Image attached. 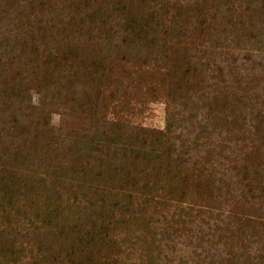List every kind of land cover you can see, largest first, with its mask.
Returning a JSON list of instances; mask_svg holds the SVG:
<instances>
[{
	"label": "rangeland",
	"instance_id": "rangeland-1",
	"mask_svg": "<svg viewBox=\"0 0 264 264\" xmlns=\"http://www.w3.org/2000/svg\"><path fill=\"white\" fill-rule=\"evenodd\" d=\"M24 1L19 0L11 9L7 6L11 0H0V44L6 49L9 47L6 39L12 44L16 37L23 34L27 24L31 30L38 25L43 16L41 11L54 18L53 14L59 13L64 19L70 5L69 0H50L52 3L49 0H28L45 2V6L36 8L26 16L21 14L17 19V10L14 8ZM155 1L162 6L159 12L164 26H159V29L172 26L175 27L174 34L170 33L169 37L166 35L168 38L165 39L169 43L159 48V56H153L154 60L149 57L134 60V69L142 67L144 70L148 67L156 70L161 66L160 69L164 70V54L167 52L173 57L172 54L178 50V54L189 59V64L182 69L188 74L181 78L161 74H146L139 78L136 75L129 76L120 65L109 71L108 65L110 75L108 80L105 79L107 86L102 84L106 90L96 109L88 103V100H94L95 87L89 86L90 82L81 84L79 80L74 85V91L68 95L70 100L59 101V105L50 109L51 112H45L49 125L44 130L49 132L47 135L42 132L44 136L39 140L38 148L49 145L48 150L43 149L47 150V154L42 157L51 164V169L43 170L50 173L55 169L57 172L41 175L44 186L37 185L33 193L40 202L47 194L52 197L54 204L73 206V209L77 206L83 210L85 201L82 199L90 196V185L114 183L115 179L123 182L126 171L135 170L136 165L142 166L141 161L125 158L124 150L119 149V146L115 149L106 141L103 142L104 137L117 136L118 128H113L111 123L120 120V132L133 134L141 128H166L168 118L173 114L174 125L170 137L177 152L182 153L184 162L180 168H173L169 173L163 170L153 180V183L157 182L155 187L158 190L154 198L156 194L165 198L162 200L164 204L158 207L154 208L153 204L143 206V217L152 221L150 226L146 227L139 220L113 234V238L125 236L136 242L135 249L126 252L128 256L121 254L126 259L124 264L146 260L148 254H158V264H231L232 261L233 264H264V140L260 142L257 130L253 127L255 114L259 112L264 128V50H257L251 42L239 46L227 42L229 48L226 50L214 48L209 37L201 34V22L205 17L201 8L213 5L214 2H210L212 0ZM6 9L8 13H4ZM23 10L30 11L27 7ZM177 11H182L179 18L173 17ZM73 34L86 45L93 32ZM46 41L42 44L38 37L37 44H42L43 49L53 48L55 42L52 38L48 37ZM1 51L0 62L9 72V58ZM18 54H14L17 60H25ZM217 67L221 68V72ZM29 71L31 74H28V78L32 81L27 82L32 87L31 103L36 104L40 94L35 90L40 88L39 85L42 86L41 92L47 88L50 91L53 85L49 80L50 75L43 70ZM61 71L63 75L67 73L63 68ZM56 78L51 77V81ZM171 80L178 83L176 86L179 89L168 85L173 83ZM164 82L166 85H163ZM172 88L176 89L174 94L170 92ZM113 90L117 91L115 96L112 95ZM49 91L48 101L50 95L54 94ZM168 93L173 96H166ZM173 97L175 101H172L175 99ZM105 103L107 105L104 108ZM95 111L98 114H94ZM197 123L207 124V140L204 137L197 138L200 130ZM50 131L53 133L51 136ZM36 132L33 131L34 135ZM88 139L94 140L92 144ZM205 141L207 147L214 148L213 166L218 167L219 163H223V166L211 169V165L205 164L202 173L207 175L214 170L212 176L215 180L211 188L203 186L197 190L195 164L198 169L199 161L204 165L201 157L205 155ZM96 143L100 144L97 146ZM95 145L99 150L93 149ZM1 149V153L7 152ZM232 165H235V169L231 168ZM242 167L243 171L240 170ZM113 168L117 169L115 173ZM57 175L60 177L55 180ZM198 181L201 182L199 178ZM132 194L135 195L134 192ZM134 201L142 204L143 200L135 197ZM124 213L121 208L114 215L118 219L123 218ZM29 215L32 217L29 213L22 218L14 217L13 214L0 216V229L5 230V236L8 234L16 240L12 248L16 254L0 252V264H44L38 261L37 242L33 239L37 240V234L55 233L56 228L52 224L44 227L33 217V226L41 228L30 226ZM175 220L179 223L175 224ZM12 231L14 233L10 234ZM153 231L156 233V242L150 236ZM143 238L146 243L142 242ZM49 244L52 250L58 251V243L54 238ZM124 247H128L127 243ZM105 254L104 251L101 253L102 256Z\"/></svg>",
	"mask_w": 264,
	"mask_h": 264
},
{
	"label": "trees",
	"instance_id": "trees-1",
	"mask_svg": "<svg viewBox=\"0 0 264 264\" xmlns=\"http://www.w3.org/2000/svg\"><path fill=\"white\" fill-rule=\"evenodd\" d=\"M18 1L11 0L7 4L8 8L12 9V6ZM69 1L71 3L69 2L68 12L64 14L66 20L61 18L59 13L53 14L54 18L41 11L43 16L33 30L27 24L23 34L16 37L12 44L8 43L9 39H6L8 41L6 45L9 46L7 49L3 47V44H0L1 53L9 58L10 69L7 72L0 62V148L7 151L0 152V216L13 214L14 217L22 218L29 213L44 227H50L52 224L56 228L55 233L52 231V233L43 235L37 234V240L33 239L37 242H35L36 254H38L37 258L41 263L124 264L126 259L121 254L128 256V251L135 249L136 242H132L125 236L113 238V234L139 220L146 227L150 226L152 221L143 217L144 211H141L143 206L149 207L153 204L154 208L158 207L160 204H164L162 200L165 198L160 194H156L154 198V193L158 190L155 187L157 182L153 183V180L161 175L163 170L169 173L173 168H180L184 162V159L181 158L182 153L177 152L170 137L174 125L173 114L168 118L166 128H141L133 134L120 132L118 124L120 120L111 123L113 128H118L117 136L104 137L103 142L106 141L115 149L119 146V149L124 150L125 158L141 161L142 166L136 165L135 170L126 171L123 175L125 178L123 182L115 179L114 183L106 182L100 186L90 185L88 187L90 196L87 199H82L85 201V206L81 210L77 206L73 209V206L71 208L69 205L54 204L52 197L47 194L43 202H40L39 197L34 195L35 192L33 193L37 185L44 186V178L40 177L41 175L57 172L55 169L50 173L44 172L45 168L51 169V164L46 163L45 158L42 157L43 154H47L49 145L44 144L46 151L43 150L45 148L42 149V145L41 149L38 148L39 140L45 132L46 135L49 132V130H44L49 125L48 115L45 112H51L50 109L59 105V101L70 100L68 95L74 91V85L79 80L81 84L90 82L89 86L95 87L94 100L90 99L88 103H90L89 106L96 109L97 103L103 99L106 90L103 86H107L105 79L108 80L110 75L107 71L108 65L110 66L109 71L113 70L116 65L123 66L125 72L131 77L136 75L140 78L147 74L181 78L188 74V71L182 69L184 65L189 64V59L178 54L177 50L172 54L173 57L167 52L164 54V70L160 69L161 66L156 70H150L148 67L144 70L142 67L134 69V60H139L141 57H144L143 59L149 57L154 60L153 56H159V48L168 45L169 42L165 38H168L170 33L174 34L175 27L159 29V26L163 27L164 24L160 20L159 11L162 6H159L158 1ZM48 2L52 3L50 0ZM210 2H214V4L201 8L202 15L205 16L201 22V34H206L209 37L210 44L215 46L214 48L226 50L229 48L227 42L234 43L236 46L251 42L257 50H264V0H212ZM44 4L45 2L42 1L35 3L25 0L24 3H19L16 8L13 7L17 10L15 18L18 19L21 14L26 16L29 12L33 13L36 8L44 7ZM26 7L30 11L24 12L23 9ZM180 9L183 8L180 7ZM8 12V9L4 11V13ZM176 13L177 15L173 17L179 18L182 11ZM179 29L182 27L179 26ZM84 31H87L88 34L93 32L86 45L73 34V32H78L79 35H82ZM38 37L42 44L47 43L46 39L51 37L55 42L53 48L43 49L42 44H40L41 46L37 44ZM55 38L58 40L56 41ZM14 54L22 55L25 60L20 62ZM61 68L67 71L65 75ZM29 70H43L48 73L50 83L53 85L52 91L47 88L43 92L40 89L42 86L39 85L40 88L35 90L40 94L36 104L31 103L30 90L32 87L27 82L32 81L31 78H28V74H31ZM217 70L221 72L220 67H217ZM7 73L12 75L9 76ZM55 76L57 78L51 81V77ZM82 79L85 81L81 82ZM176 84L178 83L173 82L168 85L179 89ZM163 85L166 83L164 82ZM174 88L170 91L172 94L176 90ZM48 91L54 93L50 95L49 101L47 100L49 98ZM115 92L117 91L113 90L112 95L115 96ZM172 94L168 93L166 96H173ZM118 98L120 102V97ZM175 100L176 98L172 101ZM106 105L105 103L104 108ZM94 114H98V112L95 111ZM255 117L253 127L257 130L260 142L263 143V121L259 112L255 114ZM197 125L200 129L197 138L204 137L207 140L209 137L207 124L197 123ZM35 130H37L36 135L33 133ZM51 133L50 131L49 135ZM117 138L120 139L117 140ZM87 141L92 144L94 140L88 139ZM99 142L101 143V141ZM100 143H96V145L98 146ZM96 145L93 149L99 150ZM203 145L205 146V155L201 159H203L204 165L199 161L200 169H198L195 164V189L197 190L198 188L202 189L203 186L211 188L215 180L212 176L215 174L214 170L207 175L202 173L205 164L211 165V169L223 166V163H219L218 167L213 166L212 151L214 148L207 147L206 141ZM231 168L235 169V165H232ZM243 169L244 167L240 170L243 171ZM112 170L115 173L117 169L113 168ZM116 174L120 173L116 172ZM59 177L57 175L55 180ZM198 178L201 182L198 181ZM241 183L240 180L239 184ZM135 197L142 198V204L134 201ZM121 208L125 212L124 216L117 219L114 212ZM32 217L30 215L28 217L30 226L34 224L31 221ZM178 217L180 216L178 215ZM173 222L179 223L176 220ZM4 233L5 230L0 229V252L16 254L12 250L16 241L15 237H10L8 234L5 236ZM13 233V231L10 232V234ZM16 234H18L17 230ZM150 236L154 238L152 241L156 242L154 231ZM52 238L58 243V251L52 250L53 247L49 244ZM145 239L143 238L142 242H145ZM126 243L128 247H124ZM103 251L106 253L105 256L101 255ZM66 253L67 256H65ZM96 254L100 256L97 257ZM146 256V260L142 259L136 264H158V254Z\"/></svg>",
	"mask_w": 264,
	"mask_h": 264
}]
</instances>
